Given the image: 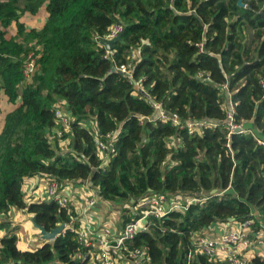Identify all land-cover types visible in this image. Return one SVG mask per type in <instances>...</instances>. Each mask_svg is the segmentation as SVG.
<instances>
[{
	"label": "trees",
	"instance_id": "obj_1",
	"mask_svg": "<svg viewBox=\"0 0 264 264\" xmlns=\"http://www.w3.org/2000/svg\"><path fill=\"white\" fill-rule=\"evenodd\" d=\"M243 3L0 0V94L15 106L0 131V217L16 209L48 231L62 223L79 228L75 214L57 203L27 200L26 181L41 177L88 182L99 193L98 209L114 206L121 226L139 217L135 207L147 194L180 197L184 204L197 199L184 213L149 221L148 231L129 243L146 247L153 264H230L196 254L194 245L196 236L230 219V227L252 220L251 236L261 241L264 146L255 136L264 140V0ZM43 7L48 19L42 29L21 22ZM116 23L124 26L122 41L109 54L102 41ZM246 26L258 40L253 54L243 38ZM31 54L36 72L28 81ZM129 64L140 88L120 70ZM229 94L234 122L251 132L230 134ZM64 102L76 121L61 138L70 141L62 153L49 136ZM155 105L184 123L206 125L190 134L150 121ZM90 120L94 130L81 125ZM112 132L115 152L104 164L96 140ZM19 230L0 222V264H82L76 231L24 249ZM250 264H264V256L255 254Z\"/></svg>",
	"mask_w": 264,
	"mask_h": 264
},
{
	"label": "built area",
	"instance_id": "obj_2",
	"mask_svg": "<svg viewBox=\"0 0 264 264\" xmlns=\"http://www.w3.org/2000/svg\"><path fill=\"white\" fill-rule=\"evenodd\" d=\"M124 30L122 23L114 24L109 31L107 40L117 38ZM109 54L112 52L107 51ZM132 65L121 66L120 70L125 73L132 83L140 88V81H136L131 73ZM36 72V59L33 54L29 55L25 64V77L31 78ZM228 90L227 86H223ZM228 107V129L231 133L240 130V133L251 132L244 124L234 122V105L231 102L230 94L227 101ZM156 113L148 118L150 121L160 120L169 122L179 128H187L190 134L200 133L206 125L203 122L187 120L185 123L177 114L166 113L160 105H155ZM56 127L52 133L62 138L69 133L76 118L67 109L66 102L56 107ZM214 126V123H207ZM82 126L87 128L86 123ZM89 129V128H88ZM118 134V133H117ZM257 142L264 146V140L255 136ZM116 133L112 132L103 139H97V151L99 158L104 164L108 163L111 154L115 152L114 143ZM69 185L60 184L57 181L47 180L43 201H53L61 208L75 214L73 222L79 223V228L66 224V229L74 230L77 233L76 240L82 248V264H153V260L146 247H130L137 234L146 232L153 219H163L172 212H186L197 199L184 204L180 197H169L165 194L150 193L145 195L135 207L138 218L128 222L120 229L117 226L116 217L112 213L98 209L99 193L92 188L88 182L80 184L69 182ZM83 196H79V193ZM73 196L76 199H73ZM103 214V218L97 215ZM61 225V224H60ZM253 221H246L236 225L228 231L221 232L218 237H211L206 232L195 237L194 245L196 254L206 256L210 260H224L230 264H250L251 258L246 256L255 247V240L252 238ZM259 239L264 240V228L259 234ZM20 239V237H19ZM191 257V256H190Z\"/></svg>",
	"mask_w": 264,
	"mask_h": 264
},
{
	"label": "rangeland",
	"instance_id": "obj_3",
	"mask_svg": "<svg viewBox=\"0 0 264 264\" xmlns=\"http://www.w3.org/2000/svg\"><path fill=\"white\" fill-rule=\"evenodd\" d=\"M257 4V3H256ZM246 7V5H245ZM48 19V15L46 13V9L45 7L41 8L38 13L36 15H30V14H25L24 16H22L21 22L24 23L26 25L27 28H33V29H37L40 30L44 27V25L46 24ZM9 32L11 35H15L16 33V26L13 25L9 28ZM243 38L245 39V42L248 43V48H249V52L251 54H253L256 46L258 45V40L255 37V32L251 29H249L246 26L245 31L243 32ZM32 78V77H31ZM31 78H28L27 80L30 81ZM15 108L14 105L10 104L8 102L7 97L1 93L0 94V131L3 127V123H4V118L5 115L12 111ZM91 122H93V120H90L89 122H86L87 128H91ZM50 140L53 142V144L56 146L57 150L64 153L68 151L69 148V139H65L62 140L60 137H58L57 135L51 133L50 134ZM38 179L42 180L43 178L39 177ZM30 181V180H28ZM47 180H44V183L46 184ZM69 182L65 183V185H69ZM79 183V182H78ZM35 182H31V184L29 186H25L24 187V193L27 196V200H30L31 202H36V197L32 196L34 192H36L38 189H41V194L44 191V187L45 186H40V187H36L34 188ZM81 184V183H80ZM83 184V183H82ZM38 192V191H37ZM79 193V192H78ZM41 194H39L38 200H41ZM79 196H83V193H79ZM73 199H76L75 196H73ZM104 210L108 213H112L114 216L119 215V211L115 208L114 206H112L111 208H109V206H106L104 208ZM29 218H32L31 216L27 215L25 212L19 211L14 209V211L11 212V214L7 215V216H1L0 217V222H4L5 220H9L10 222H12L13 226H21L22 230H25V228H27L28 232L27 235H25V237L29 240V242H27V245L30 243L32 244V235L34 236V238L39 239L40 237L38 230H36L32 224V221L29 220ZM24 233V231H23ZM5 234L4 231H0V235L3 236ZM35 240H33V243ZM22 244H20V246L25 247V245L23 244L24 241H21ZM26 242V240H25ZM28 247H25V249H31L30 247H34V245H30Z\"/></svg>",
	"mask_w": 264,
	"mask_h": 264
},
{
	"label": "crops",
	"instance_id": "obj_4",
	"mask_svg": "<svg viewBox=\"0 0 264 264\" xmlns=\"http://www.w3.org/2000/svg\"><path fill=\"white\" fill-rule=\"evenodd\" d=\"M95 127H96V123L94 122V120H93V122H91V128H89V129H91V130H94L95 129ZM28 180H30V181H28ZM27 181H26V183H25V186H29L30 184H31V182H35V184H34V188H36V187H40V186H45V183H44V178L42 179V180H40V179H38V178H33V179H28ZM38 191V192H37ZM36 192H34L33 193V195L32 196H34V197H36V201H41L42 199H43V192H42V194H41V192H39V191H41V189H38ZM39 194H41V200H38V197H39ZM27 197V196H26ZM30 201V200H29ZM31 202V201H30ZM12 211H14V209L12 210ZM11 211V212H12ZM11 212L9 213V214H11ZM99 218H103L104 216H103V214H99V215H97ZM29 220L31 221V218H29ZM230 224H231V222L230 223H228V224H215V225H213V226H211V227H209L207 230H205L206 231V233L208 234V235H210L211 237H218L219 235H220V233L221 232H225V231H228L229 229H232V228H234V227H236V225L237 224H232L233 226L232 227H230ZM118 226V228L120 229L122 226L121 225H117ZM23 231H24V233H23ZM27 232H28V230H27V228H25V230H22V227L20 226V230H19V232H18V235H19V237H20V244H22V240L24 241V245H25V247H28L29 246V244L27 245V242H29V240L25 237V235H27ZM34 235V234H33ZM32 235V239H30V240H32V244H30V245H34L35 247L36 246H40L41 244H42V242H44L41 238H39V239H36V238H34V236ZM39 236V235H38ZM40 237V236H39ZM25 240H26V242H25ZM33 240H35L34 242L35 243H33ZM255 240V239H254ZM260 241V240H259ZM259 241H256L255 240V247L254 248H252L250 251H248V252H246L245 251V254H246V256H248V257H250V258H252L255 254H261V255H263L264 256V240H261L260 242ZM22 247V246H21ZM25 247H22V248H24L25 249ZM30 248H34V247H30Z\"/></svg>",
	"mask_w": 264,
	"mask_h": 264
},
{
	"label": "water",
	"instance_id": "obj_5",
	"mask_svg": "<svg viewBox=\"0 0 264 264\" xmlns=\"http://www.w3.org/2000/svg\"><path fill=\"white\" fill-rule=\"evenodd\" d=\"M238 6L241 8L245 7V4L243 3V0H238ZM122 41V34H120L117 38L112 39V40H104L102 41V44L105 46V48L107 49V51L112 52L114 49V45L118 42ZM144 95L153 102V100L150 98V96L147 93H144ZM122 126L119 129V132L121 131ZM236 132H240V130H237ZM215 193V191H213V194ZM32 224L34 226V228L36 230H38L39 232V236L40 238L44 241V242H54L56 240L57 237H59L60 235H62L65 232V228H66V224L62 223L61 225H59L57 228L52 229L50 231H48L45 227L37 224L33 218H31ZM233 219H230V222H233Z\"/></svg>",
	"mask_w": 264,
	"mask_h": 264
}]
</instances>
